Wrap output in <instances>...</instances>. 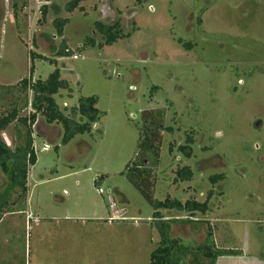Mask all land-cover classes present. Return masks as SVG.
Returning <instances> with one entry per match:
<instances>
[{"label":"rangeland","instance_id":"rangeland-1","mask_svg":"<svg viewBox=\"0 0 264 264\" xmlns=\"http://www.w3.org/2000/svg\"><path fill=\"white\" fill-rule=\"evenodd\" d=\"M69 1L0 0V117L15 99L21 117L33 113L22 81L45 80L56 68L70 85L56 96L60 109L95 97L101 113L91 134L67 146L60 126L38 116L27 210L2 219L0 264H149L160 242L156 211L122 174L138 163L145 111L172 129L162 133L158 160L145 155L153 199L202 204L212 192L205 215L159 210L170 238L194 250L211 227L217 247L239 252L217 264H264V0H88L68 13ZM58 18L68 20L63 37ZM97 22L119 23L124 38L100 48ZM63 40L70 57H57ZM32 52L46 60L32 61ZM24 134L12 124L4 140L14 149ZM190 136L187 159L178 149ZM185 167L192 180L175 182ZM111 197L126 210L121 218H112Z\"/></svg>","mask_w":264,"mask_h":264},{"label":"trees","instance_id":"trees-1","mask_svg":"<svg viewBox=\"0 0 264 264\" xmlns=\"http://www.w3.org/2000/svg\"><path fill=\"white\" fill-rule=\"evenodd\" d=\"M88 0H71L66 6L65 10L72 13L75 10H83L80 4ZM42 17L46 16V9H41ZM68 23L66 19H56L54 27L57 30V35L63 37V32ZM99 34L104 39L103 44L99 47L110 46L115 44L118 40L124 38L121 26L115 23L112 26L104 25L99 22L95 24ZM178 43L182 44L179 39ZM86 44L92 48L96 46L93 39L88 38ZM72 56L69 51L65 40L62 41L57 57H70ZM46 60L41 55L31 53V60L35 61ZM49 60V59H48ZM51 65H56L55 61H50ZM34 72V67H31V73ZM22 91L28 90L32 93L31 108L32 112L29 116L21 117L20 109L16 108L17 102L11 100L8 104L10 108L5 115L0 117V175L3 178V184L0 192V208H7L8 213H11L10 205L14 203L11 200L15 197L19 205L25 206L27 197V180L31 167L37 162L36 151L34 147L33 129L39 122L38 116L45 119V124L60 126L62 130L61 146L69 145L78 136L88 135L92 133L95 124L98 123L101 113L96 108L98 103L97 98H79L77 105L72 107L67 114L63 112L57 101L56 96L61 91H70L69 83L61 78L60 69L56 68L55 71L48 76L47 79L40 78L36 80H23L21 83ZM9 91V89H6ZM27 106V104H26ZM148 114V115H147ZM147 115V116H146ZM143 123L140 127V139L138 144V163L132 162L126 167V174L129 181L141 192L145 200L155 209L153 221L158 229L160 235V242L156 250L150 254L149 264H185L180 254L191 253L192 255L199 256L201 259L209 260L208 264H216L217 260L226 256H237L239 252L235 250L220 249L216 246L213 240V231L208 227V234L205 242L198 246L196 249L189 250L177 241L170 238L169 222L163 219L159 210L166 211H179L187 212L190 214L205 215L210 209V199L212 192L209 193V198L204 203H198L195 200L181 203L179 200L166 198L164 201H157L153 199V183L150 181L151 172L146 168L145 155L151 154L155 159H159L160 148L162 145V133L164 131L172 132L171 128L164 129L161 121L157 119L150 111L143 112ZM41 120V119H40ZM12 124H17L25 130V134L21 137L22 142L14 149L10 148L2 139V133L5 132ZM194 145L193 138L188 137L186 145L179 147V152L185 158L190 159L193 155L192 146ZM58 150L60 147H54ZM172 150V147L170 148ZM193 178V172L185 167L177 172V179L180 182H189ZM104 178H100L95 183L99 184ZM222 177H211L210 181L216 184ZM100 189V188H99ZM183 220V221H182ZM172 220V223H187V219ZM177 221V222H176ZM180 253V254H179ZM191 264H202L201 262Z\"/></svg>","mask_w":264,"mask_h":264},{"label":"crops","instance_id":"crops-1","mask_svg":"<svg viewBox=\"0 0 264 264\" xmlns=\"http://www.w3.org/2000/svg\"><path fill=\"white\" fill-rule=\"evenodd\" d=\"M66 104V103H65ZM47 125V124H46ZM51 125H49V128H50ZM54 126V125H53ZM52 129H47V132L45 133L44 137H45V140L49 138V136L53 133L51 131ZM4 134L5 132L2 133V139L4 140ZM61 136H62V132H60ZM5 142V140H4ZM60 142H61V137H60ZM6 143V142H5ZM7 144V143H6ZM8 145V144H7ZM10 146V145H8ZM34 147H35V144H34ZM56 147V146H55ZM11 148V146H10ZM28 180H29V174H28ZM27 180V182H28ZM3 182V178L1 177L0 175V190L2 189L1 186H2V183ZM28 184V183H27ZM27 195H28V192H27ZM12 203H14L13 205H10L9 208H11V213H8V210L7 208H0V224H1V221L2 219L6 216V215H10V216H16L17 214L19 215H22L25 213V211L27 210V205H26V202H27V197H26V202H25V206H22V205H19V202H16V198L14 197L12 200H11ZM62 254L64 255V253L67 252L68 254V249H66V251L64 250V248H62L61 250ZM66 255V254H65ZM225 257H221L219 258L218 260H224ZM217 260V261H218ZM217 264V263H216Z\"/></svg>","mask_w":264,"mask_h":264},{"label":"water","instance_id":"water-1","mask_svg":"<svg viewBox=\"0 0 264 264\" xmlns=\"http://www.w3.org/2000/svg\"><path fill=\"white\" fill-rule=\"evenodd\" d=\"M259 125H255L257 128ZM44 145V144H43ZM110 204H111V209H112V218L118 219L121 218L123 215H125L126 210H120L116 204V201L114 197L110 198Z\"/></svg>","mask_w":264,"mask_h":264},{"label":"built area","instance_id":"built-area-1","mask_svg":"<svg viewBox=\"0 0 264 264\" xmlns=\"http://www.w3.org/2000/svg\"><path fill=\"white\" fill-rule=\"evenodd\" d=\"M65 106H66V105H65ZM99 193H100V194H103L104 191H103L102 189H99Z\"/></svg>","mask_w":264,"mask_h":264}]
</instances>
